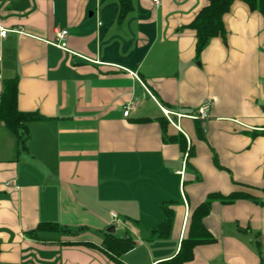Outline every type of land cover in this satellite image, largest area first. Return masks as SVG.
I'll use <instances>...</instances> for the list:
<instances>
[{
	"label": "crops",
	"instance_id": "0c3cea01",
	"mask_svg": "<svg viewBox=\"0 0 264 264\" xmlns=\"http://www.w3.org/2000/svg\"><path fill=\"white\" fill-rule=\"evenodd\" d=\"M159 2L134 0L121 18L119 0H0V95L18 79L19 109L47 118L23 152L0 123V264H116L102 250L112 226L137 243L125 264H157L179 253L209 194L264 189V15L235 2L226 39L198 55L188 25L207 0ZM63 30L68 51L53 45ZM206 105L209 120L188 116ZM161 107L184 116L172 124ZM252 193L259 203L214 202L205 224L218 242L187 264H264L244 236L264 233V194ZM165 202L171 234L152 238ZM44 222L80 233L27 236Z\"/></svg>",
	"mask_w": 264,
	"mask_h": 264
},
{
	"label": "trees",
	"instance_id": "16d2710c",
	"mask_svg": "<svg viewBox=\"0 0 264 264\" xmlns=\"http://www.w3.org/2000/svg\"><path fill=\"white\" fill-rule=\"evenodd\" d=\"M133 1L134 0H119L121 5V18L126 17L133 11ZM237 1L246 3L252 11L260 12L264 15V0H207V4L197 13L194 20L188 25L190 29L196 32V51L198 55L205 50L213 39H226L227 30L224 17L230 11L232 5ZM18 96V79L6 80L4 82L3 92L0 95V123H3L16 137L18 151L23 152L28 150V143L31 138L30 124L47 118L37 112L21 111L18 106ZM165 124L163 128V137L165 141L178 144L181 151L185 153L187 150L185 136L183 134L169 136ZM197 130L200 136L205 138V135H202L201 123H198ZM256 136H264V131L256 133ZM193 154V149H191L190 156L192 157ZM215 163L220 168H224L218 163L217 158H215ZM250 188L251 191L249 192L236 191L226 196L221 193L209 194L206 201L199 205L193 212L188 236L182 241L179 253L174 258L157 264H187L194 260L197 247L217 243V238L205 224V220L210 215L214 202L219 201L224 205H232L240 200H250L254 203H259L262 197L252 192L255 191L264 194V189L254 186H250ZM167 203L168 202L162 204L164 220L155 227V235H153L152 238H168L171 234L175 214L174 210ZM48 229L63 233L65 237L69 238V240L65 242L66 244L75 243L74 239H76L80 233V230L73 231L71 229L62 228L57 223L44 222L36 229L26 234L28 237L37 238L40 232ZM136 246V241L131 237L118 238L115 234L106 233L102 250L105 251L116 264H125L121 260V257L134 250Z\"/></svg>",
	"mask_w": 264,
	"mask_h": 264
},
{
	"label": "built area",
	"instance_id": "2783aa9c",
	"mask_svg": "<svg viewBox=\"0 0 264 264\" xmlns=\"http://www.w3.org/2000/svg\"><path fill=\"white\" fill-rule=\"evenodd\" d=\"M154 3L159 5L160 2H159V0H154ZM9 31L10 30L4 29V28H2L0 26V36L1 37H3V38L6 37ZM68 36H69V32L67 30H63V31L58 32L57 40H56V42L53 43V45L58 47L61 50L68 51V43H67ZM135 107H136V105L134 103H131V104L127 105V108H126V110L124 112V115L126 117H128L130 115V113L132 112V110L135 109ZM208 108H209V105L203 106L202 108H200L198 114H196V115H188V116H190V118H193V119H201L202 121L209 120L210 116H209V113L207 112ZM161 109H162L163 113L165 114V116L167 117V119L172 124H175L174 123L175 121L173 120V116H175L176 114H174L171 111L165 109L164 107H161ZM176 116H178V119H180L184 115H176ZM113 217L114 218H118V214L114 212L113 213ZM261 242H262V245L264 246V236L262 237Z\"/></svg>",
	"mask_w": 264,
	"mask_h": 264
},
{
	"label": "rangeland",
	"instance_id": "374dc122",
	"mask_svg": "<svg viewBox=\"0 0 264 264\" xmlns=\"http://www.w3.org/2000/svg\"><path fill=\"white\" fill-rule=\"evenodd\" d=\"M225 45H226V42H225ZM197 64L200 65V61L197 62ZM145 102L146 101H144V103ZM144 103H142V104H144ZM148 103L149 102L147 101L146 104H148ZM261 231H258V232L254 231L252 234L248 233V234H244V236L246 237V239H252L253 243H249V244L252 246V248H254V251L256 252V254L264 260V246L262 245L261 241H260L261 245H259V246L257 245V241H258L257 239H258L259 234H260V236H261V234H264V233H261ZM213 264H224V263H221L218 260L216 262H213Z\"/></svg>",
	"mask_w": 264,
	"mask_h": 264
},
{
	"label": "water",
	"instance_id": "95a60500",
	"mask_svg": "<svg viewBox=\"0 0 264 264\" xmlns=\"http://www.w3.org/2000/svg\"><path fill=\"white\" fill-rule=\"evenodd\" d=\"M108 232L114 234V233L116 232V228H115V226L110 227V228L108 229Z\"/></svg>",
	"mask_w": 264,
	"mask_h": 264
}]
</instances>
